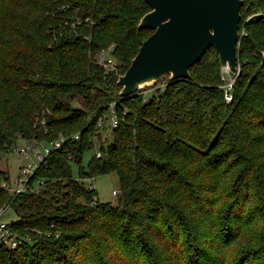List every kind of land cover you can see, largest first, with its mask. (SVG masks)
Wrapping results in <instances>:
<instances>
[{"label":"trees","instance_id":"obj_1","mask_svg":"<svg viewBox=\"0 0 264 264\" xmlns=\"http://www.w3.org/2000/svg\"><path fill=\"white\" fill-rule=\"evenodd\" d=\"M151 9L146 0H0V157L19 137H68L33 189L0 188L21 237L15 248L0 241V264H264V0L241 8L230 102L214 48L188 79L119 94V75L153 32L139 28ZM111 45L118 74L96 60ZM111 107L113 142L85 170L97 117ZM110 172L120 179L114 205L80 180ZM1 179L10 176L0 170Z\"/></svg>","mask_w":264,"mask_h":264},{"label":"water","instance_id":"obj_2","mask_svg":"<svg viewBox=\"0 0 264 264\" xmlns=\"http://www.w3.org/2000/svg\"><path fill=\"white\" fill-rule=\"evenodd\" d=\"M151 6L139 28L153 32L143 41L128 69L118 77L122 96L134 94L165 75L191 77L190 67L214 48L222 68L236 77L240 68L241 8L244 0H146Z\"/></svg>","mask_w":264,"mask_h":264},{"label":"rangeland","instance_id":"obj_3","mask_svg":"<svg viewBox=\"0 0 264 264\" xmlns=\"http://www.w3.org/2000/svg\"><path fill=\"white\" fill-rule=\"evenodd\" d=\"M112 45L109 49H112ZM223 78L225 79L226 83H229L233 78L234 74H232L228 69H222ZM167 79H170V75H165L160 81V84L157 82L156 84L152 85H144L142 89L144 92H156L160 88H164ZM78 104L79 103H75ZM111 108L107 111L109 114L108 120L105 122L106 127H99L97 132H99V136L95 137V147L86 152L83 166L85 170L88 169V162L91 157L98 151H101L102 144L105 147V151H107L109 144L113 142V129H112V121L110 120L111 115ZM29 140H26L23 137H19L16 143L9 148L10 150L4 151L0 157V170L6 172L12 181L16 178L18 172L23 168V166L28 165L29 163L33 162L36 156L37 151H42L45 146H49L47 142L40 143L35 149L30 152V156L26 157L24 152L19 151L21 147H24L28 144ZM103 142V143H102ZM75 176L80 178L79 176V168L77 165H73ZM3 182V179L0 180V184ZM84 184L86 186L94 185L95 190L97 191L96 199L100 202H107L111 204H116L119 194H114V190L120 191V179L117 172H110L97 175L93 177V179L88 180V177H84ZM18 218L17 214V206L16 204H11L8 206L7 210L3 215V219L5 220H16Z\"/></svg>","mask_w":264,"mask_h":264},{"label":"built area","instance_id":"obj_4","mask_svg":"<svg viewBox=\"0 0 264 264\" xmlns=\"http://www.w3.org/2000/svg\"><path fill=\"white\" fill-rule=\"evenodd\" d=\"M96 60L99 64H101L106 71L108 72H114L115 74H118V66H117V59L112 53V49L109 48H103L96 54ZM235 81V77L227 84H225L226 91H225V98L228 102L232 100V93L231 88ZM109 114L107 112H104L100 114L97 117V126L98 127H104L106 120H108ZM110 120L112 121V126L115 127L118 124V117L115 113V110L111 109V115ZM75 139L79 138V134L74 135ZM68 139L66 136H60L58 139L50 141L48 144L49 146H45L42 151H37L36 156L33 162L29 163L26 166H23V168L20 170L16 178L13 180V182L4 180L0 184V188H5L9 190L10 192H15L16 194L20 193H26L29 190L33 189L31 180L40 166L42 162L45 161L46 157L54 150L59 149L62 144ZM39 143L35 141H29L28 144L24 147H21L19 151L24 152L26 157L30 156V152L35 149ZM98 156H102L101 151L97 152ZM93 179V177L88 178V180ZM81 182L84 181V179H80ZM91 187L94 188V185ZM120 191L114 190V194H119ZM11 205V203H7L3 205L0 208V241L6 243L10 247H17L20 242V234L18 231L14 230L10 225L9 222L5 219H3V215L5 211L7 210L8 206Z\"/></svg>","mask_w":264,"mask_h":264},{"label":"bare ground","instance_id":"obj_5","mask_svg":"<svg viewBox=\"0 0 264 264\" xmlns=\"http://www.w3.org/2000/svg\"><path fill=\"white\" fill-rule=\"evenodd\" d=\"M227 69V68H226Z\"/></svg>","mask_w":264,"mask_h":264}]
</instances>
